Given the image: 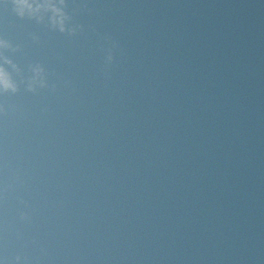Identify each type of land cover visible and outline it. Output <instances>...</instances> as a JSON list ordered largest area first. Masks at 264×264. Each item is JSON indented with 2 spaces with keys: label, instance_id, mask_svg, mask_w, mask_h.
I'll return each mask as SVG.
<instances>
[{
  "label": "clouds",
  "instance_id": "1",
  "mask_svg": "<svg viewBox=\"0 0 264 264\" xmlns=\"http://www.w3.org/2000/svg\"><path fill=\"white\" fill-rule=\"evenodd\" d=\"M8 4L11 5V10L17 17L45 24L53 31L73 36L80 28L79 25L72 23L73 16L67 11V0H5V5ZM7 50L15 52L18 48L13 47L8 40L0 37V95L16 94L19 91L20 83H25L30 92L48 87L45 69L40 64L31 65L29 67L31 76L26 81L21 77L18 82L14 73L16 76H21V69L5 55ZM112 60L113 51L112 48H109L105 63L110 64ZM5 110V105L0 103V114H4ZM16 260L19 261L20 257L17 256Z\"/></svg>",
  "mask_w": 264,
  "mask_h": 264
}]
</instances>
